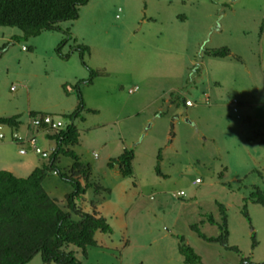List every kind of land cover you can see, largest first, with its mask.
Returning <instances> with one entry per match:
<instances>
[{"label": "rangeland", "instance_id": "obj_1", "mask_svg": "<svg viewBox=\"0 0 264 264\" xmlns=\"http://www.w3.org/2000/svg\"><path fill=\"white\" fill-rule=\"evenodd\" d=\"M163 1V20L157 23H142L154 0H89L80 8L77 29L89 49L84 61L107 73L109 85L94 93L107 92L110 104L96 114L84 110L74 120L79 139L70 149L91 168L90 182L108 190L91 187L77 203L88 214L92 206L105 215L112 233L97 232V246L87 247L85 256L80 249L69 250L78 264H183L177 251L178 237H183L202 264H244V258L262 264L264 207L249 195L255 188L264 192V0ZM177 15L186 22L174 21ZM161 27L185 31L196 43L193 57L163 49L157 36ZM26 41L11 40L10 57L0 62V110L20 118L43 113L68 123L55 109L60 105L71 111L76 95L70 89L62 93L57 65L21 50ZM222 47L232 56L204 55ZM80 91L84 96L92 92L88 85ZM162 94L145 110L134 108L141 95ZM185 99L193 105L186 107ZM232 99L238 101L236 112ZM0 131L6 135L0 141V170L25 176L35 165H47L31 150L20 155L7 138L8 128L0 126ZM38 131L37 146L45 150L53 142ZM123 147L134 153L131 177H115L106 167L107 155L116 157ZM19 163L25 165L18 170ZM71 164L60 155L56 167L66 172ZM157 164L162 175L155 171ZM46 182L57 184L58 195L72 191L52 172ZM178 192L183 196H173ZM217 204L225 207L228 245L239 253L201 240L190 228L197 225L204 235L217 236V227L207 223L210 215L220 219ZM243 207L250 223L241 214ZM28 264L43 263L38 254Z\"/></svg>", "mask_w": 264, "mask_h": 264}, {"label": "trees", "instance_id": "obj_2", "mask_svg": "<svg viewBox=\"0 0 264 264\" xmlns=\"http://www.w3.org/2000/svg\"><path fill=\"white\" fill-rule=\"evenodd\" d=\"M88 2L89 0H0V27L21 31L22 35L16 37L14 42L36 37L42 32L62 33L64 39L55 48V54L63 60H67L73 53L77 54L80 64L88 71L87 79L62 86L65 94L68 89L75 93L77 105L70 114L60 115L68 120L61 130L46 134L55 145L47 159V165L34 168L24 178L16 177L10 171L0 170V264H28L38 254L43 264H78L69 247L80 249L85 256L87 247L97 246L94 238L97 232L112 233L105 218L94 211L92 214L84 213L76 205L91 187L96 192L108 190L90 182L89 167L81 164L78 156L70 149L77 145L79 139L73 121L85 110L80 86L91 84L100 74L84 61L85 54L89 52L87 46L75 45L69 53L61 52V48L68 41L69 32L63 30L59 24L77 20L80 8ZM7 45L0 48V55ZM31 49L28 48V51ZM204 55L213 58L232 56L226 47L205 50ZM28 115L34 117L44 114L30 112ZM18 119V116L0 117V126L16 129L19 125ZM60 155L72 160V165L66 172H61L56 167ZM156 159L159 163L160 153ZM133 160V151L125 148L116 158L107 162V167H116L122 177H131ZM155 171L157 175H162L158 164ZM49 172H55L63 183L72 188V192L65 197L67 211L55 199L50 198L42 187V181ZM249 200L264 207V192L255 188L249 195ZM217 207L220 219L217 221L212 215L207 217V223L217 227V236L204 235L197 225L190 228L201 240L239 253L235 246L228 245L225 207L219 204ZM241 214L250 223L245 207ZM251 240L252 247H255L256 242L252 236ZM177 251L183 264H202L201 258L185 243L183 237H178ZM243 260L244 264H253L248 258Z\"/></svg>", "mask_w": 264, "mask_h": 264}, {"label": "crops", "instance_id": "obj_3", "mask_svg": "<svg viewBox=\"0 0 264 264\" xmlns=\"http://www.w3.org/2000/svg\"><path fill=\"white\" fill-rule=\"evenodd\" d=\"M154 2L155 3L153 4V6H151L152 7L151 10H149V9L147 10V15H148L147 19L145 18L144 20H142V23H157V22H161L163 20L162 16H163V12L165 11V9L163 8L164 1L163 0H154ZM79 21H80V18L78 17V19L75 20V21L65 22V23L59 25L63 30H67L69 32L68 41L61 48V52L63 54L69 53L70 50L75 45H84V39L79 35L78 29H77V27H78L77 23ZM174 21L185 23L186 19L184 17H181L180 15H177V17H176V19ZM185 34L186 33L183 30H177V29H171V28L168 29V28L161 27L159 29V33H158L157 36H160L159 44L161 46H164L163 49L171 50L173 52H179V55H181V56L183 55L185 58L191 59L192 55H190L191 54L190 50L193 49V47H192L193 44H195L194 45V48H195L196 43L195 42L194 43L190 42L189 38ZM21 35L22 34H20V33L5 32L4 30L0 32V48L3 45L8 44L7 48L0 55V62L6 56L10 57V41L14 40L16 37H20ZM63 39H64V35L62 33H59V32H42L36 37L27 39L25 44L22 43L20 45L21 50L23 52H27L28 48H32L31 51H29L30 52L29 55L32 58L35 59L37 57V55L41 56V54H42L43 58H45L46 61H48V62H50V63H52L54 65H57V67L59 68V71H60L59 72L60 76H59V81L58 82H59V84L61 86H63L66 82H68L70 84H75L79 80H85V79L88 78L87 73L86 72H82V70L80 69V67L82 68V65H80V61H79V58H78L77 54L73 53L67 60L60 59L55 54V51H54L55 48L58 46V44ZM13 44L14 43H12L11 46H13ZM22 48H26V50H23ZM194 51H196V49H194ZM230 53H231V51H230ZM231 55H232V53H231ZM229 57L230 56L225 57V58H214V59L221 60V59H226V58H229ZM89 67L90 68H94V70H96L100 75L98 77H96L92 81V83L90 85H88V87H90L92 92L88 93L87 96L86 95L84 96V94L82 93L83 94L82 96L85 99V110H86V113L96 114L99 111H101L102 109H105V107H109L108 104H110V101H109L110 95L107 92L105 93V91L104 92H99L98 94H95L94 92L97 93L100 90V88L108 86L109 82H107V80L106 81L104 80L105 78H107V73L104 71L103 68L98 67V65H95V64H90ZM174 89H176V88H174ZM62 93L64 94V91H62ZM71 93L75 95V93L72 90H71ZM65 95H67V94H65ZM162 96H163V94L162 95H157L156 97H154V96H150L149 97L148 95H141L133 103L134 108H136V111L145 110L151 104H154L156 101L160 100L162 98ZM186 100L187 99H185L184 102ZM76 103L77 102L73 103V107H72L73 109H71V111L69 109H67V108L64 109L63 107H60V105H58L55 110H58L57 112H59L62 115L70 114L75 109V107L77 105ZM192 105L193 104H191L190 106H186V107H191ZM125 107H126V105L122 106L121 108H119L120 109L119 112L122 113L124 111ZM29 113L30 112H28V114ZM121 113H118V114H121ZM28 114H27L26 118L25 117L24 118H20L19 117L20 115H18L17 113H10V111H7V110H0V117H11V116H18L19 117V119H18L19 125L16 127V130L18 131V133L21 136H23L25 138L35 137V139H36L39 131L37 129L33 128L30 125V118H29L30 116ZM73 123H74V121H73ZM5 127H7V126H5ZM54 147H55V145L53 143L52 145L48 146L45 150L46 151L53 150ZM20 148L21 147L18 146V153H19V149ZM25 148H26V151L27 150H31L29 146H25ZM123 149H124V147L121 150H123ZM121 150L119 151V153H117L118 155L122 152ZM26 153L23 154V155H26ZM20 155H22V154H20ZM116 157H111V156L107 155V157H106V167H107V162L110 159H113V158H116ZM15 165H16V169L19 170L18 166H22V165H25V164L19 163V164H15ZM71 165H69L68 169L71 167ZM36 167H41V166H36L35 165L34 168H36ZM89 169H90V174H91L90 179L92 180L91 168L89 167ZM107 169L115 177L117 175H120L119 171H118V169L116 167H114L112 169H109L107 167ZM10 172L12 174H14L16 177H21V178H24V177H26V176H28L30 174V173H27V175L24 176V175L17 174L15 172H13L12 170H10ZM52 175L56 176V174H54L53 172H52ZM56 186H57V184L54 185L52 182H46L45 183V178L42 181V187L45 190V192L47 193V195L50 198L55 199L59 203L60 207H62L65 211H67L65 197H66V195L70 194L72 191L69 192V191H67L65 189L64 190H60V193L58 195V191L56 189ZM57 195H58V197L59 196H61V197L58 199ZM76 205L80 208V210L82 212H84V213L88 212L87 207H81V206L78 205L77 202H76ZM91 208H92V210L94 212H96L99 215H101L100 211L96 210L92 206H91ZM102 216L106 217L105 215H102ZM74 218H76V217H74ZM94 238H95V236H94Z\"/></svg>", "mask_w": 264, "mask_h": 264}, {"label": "built area", "instance_id": "obj_4", "mask_svg": "<svg viewBox=\"0 0 264 264\" xmlns=\"http://www.w3.org/2000/svg\"><path fill=\"white\" fill-rule=\"evenodd\" d=\"M23 50H26V48H22ZM137 86H135L134 88H131L128 90L129 94L134 93L137 90ZM185 106H190L192 103L189 100H186L184 102ZM231 105H232V110L233 112L237 111V106H238V101L236 99H232L231 100ZM30 118V125L37 129V130H42L45 132V134L49 133V132H56L58 130H61L64 126V123L59 120V119H54V117L52 115H48V114H44V115H39V116H34V117H29ZM8 135L7 138H9L10 141H12L13 143H15L17 146L21 147L19 149V154H25L26 153V148L25 146H29L31 151L40 156L41 158H45L48 159L51 155V153L53 152V150H42L41 148H39L37 146V142L35 137L32 138H25L23 136H21L18 131L15 128H9L8 127ZM6 139V135L5 133L0 131V141H3ZM54 174H56L55 172H53ZM199 183V179H196L194 181V184ZM173 196L175 197H181L183 196L182 192H178L176 194H174Z\"/></svg>", "mask_w": 264, "mask_h": 264}, {"label": "water", "instance_id": "obj_5", "mask_svg": "<svg viewBox=\"0 0 264 264\" xmlns=\"http://www.w3.org/2000/svg\"><path fill=\"white\" fill-rule=\"evenodd\" d=\"M262 264H264V263H262Z\"/></svg>", "mask_w": 264, "mask_h": 264}]
</instances>
